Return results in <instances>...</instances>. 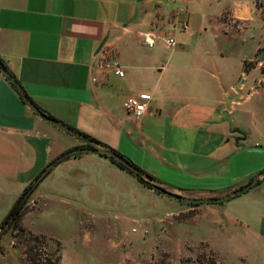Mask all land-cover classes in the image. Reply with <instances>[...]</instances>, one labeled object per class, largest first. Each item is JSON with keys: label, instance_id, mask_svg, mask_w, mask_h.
<instances>
[{"label": "crops", "instance_id": "0c3cea01", "mask_svg": "<svg viewBox=\"0 0 264 264\" xmlns=\"http://www.w3.org/2000/svg\"><path fill=\"white\" fill-rule=\"evenodd\" d=\"M188 2L0 0V60L42 112L74 130L35 114L0 72V216L9 213L50 165L29 197L40 205L53 199L81 207L79 193L90 191L94 177H119L121 185L129 181L126 176L132 175L92 151L52 166L61 155L85 147L75 131L120 154L122 146L132 148L141 154L140 163H132L150 177L146 179L177 194L235 191L257 175L264 178V166L256 165L221 191L197 186L204 178L229 172L253 137L256 146L264 144V125H251L261 116L254 110L238 111L264 86V78L250 81L261 69L259 60L245 72L244 62L255 59L218 67L215 57L184 53L199 26V18L185 6ZM263 9L257 0H237L227 19L234 27H245ZM150 36L155 44L175 40L173 47L166 45L171 54L165 60L141 50L155 46L146 45ZM104 53L112 55L123 76L108 63L98 65ZM140 95L150 100L136 119L123 103ZM230 202L234 205L224 214L227 223L244 230L250 254L264 262V180L220 205ZM216 205H200L197 213L211 214Z\"/></svg>", "mask_w": 264, "mask_h": 264}, {"label": "rangeland", "instance_id": "374dc122", "mask_svg": "<svg viewBox=\"0 0 264 264\" xmlns=\"http://www.w3.org/2000/svg\"><path fill=\"white\" fill-rule=\"evenodd\" d=\"M236 1L189 0L185 6L199 18V26L195 36L186 39L189 47L183 46V52L215 57L218 67L235 66L241 58H251L261 61L264 68V9L245 27H234L227 17ZM259 3L264 5V0H257ZM141 50L156 54L161 60L171 54L162 40L151 49L144 46ZM263 78L258 68L250 81ZM245 110H254L261 116L251 124L256 123L252 128L264 125V86L252 92L238 108ZM241 149L244 152H239L229 172L204 178L196 182L197 186L218 192L232 187L245 171L264 166V144L256 146L253 137ZM122 150L129 161L140 163L141 154L125 145ZM252 151L262 154L256 156ZM126 177L129 181L122 185L119 177L111 175L91 178L90 191L79 193L83 197L81 207L53 199L40 205L36 199L28 198V212L21 227L45 238H33L9 222L0 239V264H57L58 255L60 264H151L164 254L172 264H264L261 258L250 254L244 230L234 222L227 223L224 214L234 202L223 207L216 205L211 214L197 213L200 205L207 204L177 200L147 190L132 176ZM233 191L178 195L188 199L221 198ZM4 217L0 216V224Z\"/></svg>", "mask_w": 264, "mask_h": 264}, {"label": "trees", "instance_id": "16d2710c", "mask_svg": "<svg viewBox=\"0 0 264 264\" xmlns=\"http://www.w3.org/2000/svg\"><path fill=\"white\" fill-rule=\"evenodd\" d=\"M258 52H261V49H259ZM257 62H258L257 59H255L253 61H250V62L245 61L244 62V71L247 72L249 69L254 68ZM0 65L3 68H5L6 70H8L7 67L5 66V64L1 60H0ZM261 70H262V73L264 74V68L263 67L261 68ZM6 79L9 81L10 85L15 90V92L18 94V96L20 97V99L22 100V102L25 103V101L23 100L22 95L19 93V91L17 90V88L15 87V85L10 81V79H8V78H6ZM75 132H76L75 134L78 137L79 136H82L84 142L86 143L85 144V147L83 149H75L76 152H82V151H92V152H96L99 156H102V157L107 158L110 162H112L113 164H115L117 167H119L120 169L125 170L126 172H128L130 175H132L145 188L150 189V190H154L157 193H162L161 191L158 190V187H156L152 182H150V181H148L146 179V176L147 177H149V176L146 175V173L142 169H140L139 167L136 166V169H135L134 172H131V171L127 170L121 163H119L113 157H109V156H106V155H102V154H99L97 152V149H98L97 146L98 145L104 147L103 145L100 144L99 141H97V140H95V139H93V138H91V137H89L87 135H84L82 133H79L77 131H75ZM110 150H112V149H110ZM118 154H120V153H118ZM70 156H75V154L69 152L67 154L61 155L60 157H58V159H56L52 163V166L60 163L61 161L65 160L66 158H68ZM261 174L264 175V171H262ZM263 180H264V178L262 180H259L258 183H257V185H259ZM37 181H38V183L40 182L39 179H37ZM35 187L36 186H34V184L31 185V186H29L27 188V190L24 192V194L20 197V199L12 207V209L9 211V213L5 216V218L3 219V221L0 224V239L5 234V226L9 222H12L13 223V228L14 229H20L21 228V231L22 232L28 233L33 238H45L42 235L38 236V235H36V234H34V233H32V232H30V231H28V230H26V229H24V228L21 227V225H22V218H23V216H24V214L26 213V210H27L26 209V204H27L28 198L30 197L31 193L34 191ZM236 197H238V196H234L231 199L236 198ZM210 204H222V203H210ZM59 247H60V245H59ZM58 252L60 253V248L58 249ZM60 261H61V255H58V258L56 260L57 264H60ZM216 263L217 262H215L214 264H216ZM151 264H172V262H171L169 256L167 254H164L163 257L160 260H158L156 262H153Z\"/></svg>", "mask_w": 264, "mask_h": 264}, {"label": "water", "instance_id": "95a60500", "mask_svg": "<svg viewBox=\"0 0 264 264\" xmlns=\"http://www.w3.org/2000/svg\"><path fill=\"white\" fill-rule=\"evenodd\" d=\"M0 72L1 74L10 79V81L15 85V87L17 88V90L19 91V93L22 95L23 100L25 101V103L28 105V107L35 113L37 114L39 117L43 118L44 120H46L47 122L57 126V127H63L66 130L73 132L74 130L70 127H67L65 124H63L60 121H57L56 119L49 117L48 115H46L44 112H42L38 106L32 101V99L27 95L26 91L24 90V88L21 86V84L14 78V76H12L10 74V72L8 70H6L5 68H3L0 65ZM97 152L99 154L102 155H106L109 157H113L114 159H116L119 163H121L127 170L134 172L136 169V166L129 161L127 158H125L124 156L118 154L117 152L107 149L105 147H101L97 149ZM51 168V165L44 171V173L42 174L41 177H39V180H41L43 178V176L48 172V170ZM260 176L261 175H257L254 179H252V181H250V183H248L247 185L233 191L232 193H229L228 195H224L221 198H205V199H188L185 198L183 196H180L176 193L170 192L164 188H158L159 191H161L163 194L172 197L174 199L177 200H183V201H187V202H192L195 204H210V203H223L226 201H229L232 197L234 196H240L246 192H248L250 189H252L253 187H255L258 183V181L260 180ZM38 183V181H36L34 183V186H36Z\"/></svg>", "mask_w": 264, "mask_h": 264}, {"label": "built area", "instance_id": "2783aa9c", "mask_svg": "<svg viewBox=\"0 0 264 264\" xmlns=\"http://www.w3.org/2000/svg\"><path fill=\"white\" fill-rule=\"evenodd\" d=\"M188 28V25L184 26V29ZM151 37V36H150ZM145 43L149 47H153L155 44L154 38H145ZM166 45L173 47L175 45V40L173 38L166 39ZM109 53H104L99 59V66L104 67L107 63L114 69V73L118 76H123V71L120 69L119 64L111 57ZM107 58V59H106ZM108 60V62H106ZM150 97L148 95H140L139 97H128L123 103V108L125 112L136 119H140L148 108V101Z\"/></svg>", "mask_w": 264, "mask_h": 264}]
</instances>
